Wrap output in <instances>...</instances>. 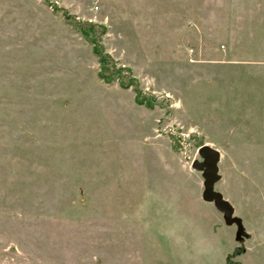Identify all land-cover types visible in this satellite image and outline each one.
<instances>
[{
	"label": "rangeland",
	"instance_id": "1",
	"mask_svg": "<svg viewBox=\"0 0 264 264\" xmlns=\"http://www.w3.org/2000/svg\"><path fill=\"white\" fill-rule=\"evenodd\" d=\"M0 264H264V0H0Z\"/></svg>",
	"mask_w": 264,
	"mask_h": 264
},
{
	"label": "water",
	"instance_id": "2",
	"mask_svg": "<svg viewBox=\"0 0 264 264\" xmlns=\"http://www.w3.org/2000/svg\"><path fill=\"white\" fill-rule=\"evenodd\" d=\"M197 153L201 161H193L191 168L201 174L203 180L202 200L213 204L216 211L222 215L224 225L235 227V241L237 243L243 242L248 238V234L243 227L241 219L234 216V209L230 203L223 199L219 192L214 190L215 184L220 180L218 173L220 153L207 145L200 147Z\"/></svg>",
	"mask_w": 264,
	"mask_h": 264
},
{
	"label": "trees",
	"instance_id": "3",
	"mask_svg": "<svg viewBox=\"0 0 264 264\" xmlns=\"http://www.w3.org/2000/svg\"><path fill=\"white\" fill-rule=\"evenodd\" d=\"M93 45V54L97 57L98 64H99V72H98V77L100 80H102L104 83H112L113 81H117L118 85L121 88L127 89L129 88L128 84H124L122 78H115L117 70L115 69V64L107 55L104 53L100 47L96 46L95 43H92ZM130 75V74H129ZM130 81L129 82H134V79L130 76L129 77ZM135 102H137V99H135Z\"/></svg>",
	"mask_w": 264,
	"mask_h": 264
},
{
	"label": "crops",
	"instance_id": "4",
	"mask_svg": "<svg viewBox=\"0 0 264 264\" xmlns=\"http://www.w3.org/2000/svg\"><path fill=\"white\" fill-rule=\"evenodd\" d=\"M220 193V192H219ZM221 194V193H220ZM222 195V194H221ZM223 197V196H222ZM224 199V198H223ZM227 201V200H226ZM228 202V201H227ZM229 203V202H228ZM231 205V204H230Z\"/></svg>",
	"mask_w": 264,
	"mask_h": 264
}]
</instances>
